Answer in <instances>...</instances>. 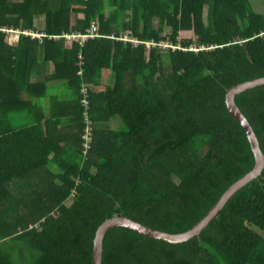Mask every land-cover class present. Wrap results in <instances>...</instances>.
I'll return each mask as SVG.
<instances>
[{"label":"trees","instance_id":"1","mask_svg":"<svg viewBox=\"0 0 264 264\" xmlns=\"http://www.w3.org/2000/svg\"><path fill=\"white\" fill-rule=\"evenodd\" d=\"M262 75L251 0H0V264H92L117 215L188 229L252 171L225 98ZM235 102L264 156V85ZM258 229L264 168L187 240L110 228L102 264H264Z\"/></svg>","mask_w":264,"mask_h":264},{"label":"water","instance_id":"2","mask_svg":"<svg viewBox=\"0 0 264 264\" xmlns=\"http://www.w3.org/2000/svg\"><path fill=\"white\" fill-rule=\"evenodd\" d=\"M264 85V75L254 77L248 80L241 81L229 88L226 92L225 102L230 114L241 124L247 138L249 140L251 149L254 154L255 164L252 171L241 177L234 184H232L220 197V199L208 210V212L198 219L195 223L188 227V229L180 232H170L162 229H158L147 224H144L138 220H135L129 216L117 215L112 218L106 219L96 229V233L93 241V261L92 264H102L104 238L107 231L110 228L116 226H126L138 233L145 236L163 239L169 242H181L187 240V238L200 232L208 223L216 217L218 212L222 209L224 204L230 199V197L240 188L245 186L250 181L254 180L264 168V156L259 147V140L254 132L253 127L245 117L240 107L235 102V98L241 92L255 88L257 86Z\"/></svg>","mask_w":264,"mask_h":264},{"label":"built area","instance_id":"3","mask_svg":"<svg viewBox=\"0 0 264 264\" xmlns=\"http://www.w3.org/2000/svg\"><path fill=\"white\" fill-rule=\"evenodd\" d=\"M2 30L7 33L8 39L13 40V41L17 40L20 35H31V36H40L41 35V33L33 32L31 30H18V29H13L11 27H5ZM98 34H99L98 26L95 23H91V25L87 28V30L84 33L81 34V36H82V39H86V38H93ZM75 35H76L75 33L66 34V36H69V37L75 36ZM127 38L128 37L125 36V39H127ZM132 40L136 44H138L140 42V39H138L137 37H132ZM156 44H157V42H155L154 40H149L146 42V45L148 48H150L151 46L156 45ZM160 44L163 47L171 45V44H168L166 42H161ZM86 131H87L86 138H88V135L90 132L89 127L86 129Z\"/></svg>","mask_w":264,"mask_h":264},{"label":"rangeland","instance_id":"4","mask_svg":"<svg viewBox=\"0 0 264 264\" xmlns=\"http://www.w3.org/2000/svg\"><path fill=\"white\" fill-rule=\"evenodd\" d=\"M251 2L254 10L264 13V0H251ZM39 22L42 23V21ZM167 32L170 33V29H168ZM258 230L264 235V230L262 229H258Z\"/></svg>","mask_w":264,"mask_h":264}]
</instances>
